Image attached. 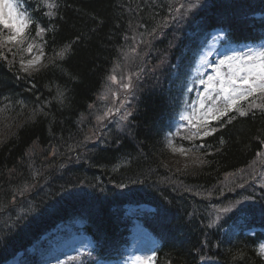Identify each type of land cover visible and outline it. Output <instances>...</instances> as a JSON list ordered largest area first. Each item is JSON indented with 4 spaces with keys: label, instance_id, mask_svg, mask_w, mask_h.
Here are the masks:
<instances>
[{
    "label": "trees",
    "instance_id": "1",
    "mask_svg": "<svg viewBox=\"0 0 264 264\" xmlns=\"http://www.w3.org/2000/svg\"><path fill=\"white\" fill-rule=\"evenodd\" d=\"M19 3L34 22L24 44L0 47V264H44L32 251L70 224L92 250L47 264L120 260L140 226L154 264H264V109L249 110L264 100L207 137L176 127L213 32L264 41V0ZM142 205L155 210L128 214Z\"/></svg>",
    "mask_w": 264,
    "mask_h": 264
},
{
    "label": "snow or ice",
    "instance_id": "2",
    "mask_svg": "<svg viewBox=\"0 0 264 264\" xmlns=\"http://www.w3.org/2000/svg\"><path fill=\"white\" fill-rule=\"evenodd\" d=\"M49 9L56 7L54 3L46 5ZM52 16V12L46 13ZM33 17L26 11H21L19 0H0V47H7L11 44L13 47H18L24 44L29 38L28 29L33 24ZM44 28L37 26L36 35L42 36ZM34 45L28 44L25 49L28 53L33 51ZM71 46H66L63 51L58 53L60 59L65 57V54L70 50ZM43 56V50H40L39 55L32 56L26 63H22V68L25 72L30 70H38V65ZM227 67L226 73L221 72V68ZM115 82V77H110ZM206 84L205 96L207 100L212 101L211 106L205 104V99L200 100L199 116L184 115L181 118L188 121L189 125L194 127L196 131L192 132L186 139L202 138L212 135L216 129L209 127L213 120L219 121L223 117L228 116L230 112H238L240 116L247 115L244 108L240 107L242 101H249L250 97L264 100V51L249 52V54H238L227 56L219 62L215 69V75L209 76L207 81H200ZM128 87V85H125ZM260 94L257 96V94ZM215 97V98H214ZM222 101V105L218 102ZM252 108L264 109V104H257L255 100L249 101V110ZM193 119L198 123L193 124ZM230 122V120L228 121ZM223 143V141H221ZM202 147V145H201ZM180 152H185L183 148ZM190 151V149L188 150ZM228 212L229 209H222ZM257 255L264 257V245H261L257 251ZM147 264H152V258H148Z\"/></svg>",
    "mask_w": 264,
    "mask_h": 264
},
{
    "label": "rangeland",
    "instance_id": "3",
    "mask_svg": "<svg viewBox=\"0 0 264 264\" xmlns=\"http://www.w3.org/2000/svg\"><path fill=\"white\" fill-rule=\"evenodd\" d=\"M20 10L23 11L21 7ZM221 32L222 31H216L213 33L211 41L205 46L196 61L195 69L190 78L189 88L190 93L194 92V99L192 104L190 103L189 106L179 114V118L176 122V127L179 132L192 127L189 125L188 121L181 117L184 115L191 116L193 113H195L196 116H199V113L202 111L200 109V100L202 97L205 99L206 107L212 105V101L207 100L205 96L206 84H202L200 81H207L209 76H214L215 69L221 60H224L227 56L238 55L241 53L247 55L250 51L253 53L264 51V42L247 45L227 43L222 34L224 32ZM227 71V67L221 68L222 73H226ZM124 90L127 92L126 89ZM218 104L222 105V101L218 102ZM192 123L196 124L198 121L193 119ZM136 209L137 208L130 207L128 214L134 215L137 211ZM149 209L150 208L146 206L142 208V210ZM241 224L243 223L236 224L233 227V230L238 229ZM76 227L81 226L80 224H77ZM65 231L68 232L67 235L63 234ZM54 235L56 236L55 238L48 236L44 240V246L32 251L34 254L37 252L38 256L44 259V264L54 262L56 257L61 253L62 255L60 257L65 259L70 257L74 258L75 256H80L92 250V244L90 243L89 238L81 230H76L72 224L61 226ZM134 235L133 243L125 251L122 259L113 262H101L99 264H147L148 258L151 257L153 259L156 246L159 245L158 241L141 226L137 229ZM262 245H264V243ZM20 258L21 255L12 260L9 264H16L20 261Z\"/></svg>",
    "mask_w": 264,
    "mask_h": 264
}]
</instances>
